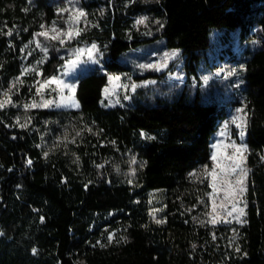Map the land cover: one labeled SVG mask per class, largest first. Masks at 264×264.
I'll return each mask as SVG.
<instances>
[{
	"label": "trees",
	"instance_id": "trees-1",
	"mask_svg": "<svg viewBox=\"0 0 264 264\" xmlns=\"http://www.w3.org/2000/svg\"><path fill=\"white\" fill-rule=\"evenodd\" d=\"M66 1L0 0V82L22 73L24 46L60 20ZM82 3L96 23L67 45L97 40L110 58L106 72L79 78L80 108H0V264H264V202L254 201L253 189L243 224L204 221L211 192L204 169L212 165V136L227 113L216 97H206L198 71L215 28H240L241 37L260 28L262 47L244 68L247 141L256 163L264 155V0ZM99 5L108 8L105 15H97ZM141 11L162 18L159 33L135 31L133 17ZM157 39L181 49L186 81L167 84L164 95L139 91L130 104L103 105L109 73L125 69L117 59ZM59 46L53 43L42 64L43 79L65 61L67 48ZM164 76L149 71L134 78ZM23 79L21 91L29 97L33 80ZM20 115L28 117L23 127L16 122ZM257 180L264 190V180ZM158 188L167 191L163 225L134 204L139 194ZM112 212L107 227L94 223ZM233 229L239 251L228 242Z\"/></svg>",
	"mask_w": 264,
	"mask_h": 264
},
{
	"label": "rangeland",
	"instance_id": "rangeland-1",
	"mask_svg": "<svg viewBox=\"0 0 264 264\" xmlns=\"http://www.w3.org/2000/svg\"><path fill=\"white\" fill-rule=\"evenodd\" d=\"M145 6L150 7L153 3H157L159 0H136ZM64 9L65 11H61ZM107 7L105 5H99L97 7V15L102 16L107 13ZM83 11L84 16H79L78 11ZM146 17L143 23L138 24L137 20ZM159 22V23H158ZM96 22L92 20L89 11L83 5L82 0H67L65 7L60 8V20L56 21L52 25L44 28L40 32L48 31V38L38 35L37 33L34 38L29 41L23 48L22 55V72L25 68L35 69L34 71H28L23 75H19L13 78L8 84L0 82V101L6 100L3 93L9 92L10 103H5L4 107L16 106L22 113L29 108H25L24 105H31L33 103L40 108H53V109H78L80 108V102L76 95L78 80L83 75L91 71L106 72V62L110 56L107 51L106 44L93 40L92 42H79L74 45H67L77 39V37L91 29L93 24ZM98 23V22H97ZM132 25L135 31H138L148 37L154 36L162 30L163 20L154 14H149L147 11H141L133 17ZM55 27L59 33L57 39H51L52 36L57 35L51 31ZM72 30V38L69 39L65 33ZM76 31L79 35H76ZM262 38L260 28L254 25L250 28L249 33L244 37H241L240 28L235 31H227L215 28L213 30V47L207 51V55L202 58L198 64L199 71V83L206 88V97L213 98L221 102L226 107V116L219 121L217 130L212 136V156L216 154L217 160L220 161L225 155H230L233 151L231 145H245L246 151L243 153L244 161L242 168L247 171L246 177H244V187L246 188L245 193L242 197H239V203L237 208H244L245 215L240 217V220L246 221L247 208L249 205V192L250 189L254 190L256 199L254 200L257 204L264 202V190H262V184L258 183V177L264 180V155H258L256 163L250 162L252 160V150L248 144V131H249V112L246 107L245 93H244V68L245 59L250 56L258 48L262 47ZM63 40V43H61ZM58 42L61 46L67 49L63 52L65 58L64 63L59 66L56 73L50 77L56 76L63 80L65 84L74 83L76 85L74 99L76 105H73L67 97L73 95L67 88L61 89L60 86L53 83L45 88H42L40 92H37L39 82L42 84L46 79L41 77L42 75V64L46 57L49 55L53 43ZM39 44V46H37ZM95 44L97 48L93 51V58L97 61L93 63L88 59L87 49ZM59 46V47H61ZM44 49H47L45 52ZM84 49L85 51L81 54L79 63L74 69L70 67L65 68L66 62L70 59H75V50ZM174 50H178L179 55L176 57L166 56ZM185 56L182 54L181 49L168 48L164 44L163 39H157L153 43H148L139 48L130 49L122 54L117 61L122 64L125 69L120 73H109V77H119L118 80L108 81L105 89H108L107 93H103V105L105 106H116V105H127L132 103L133 97L142 91L143 93L148 92L152 97L157 94L164 95L168 92L164 86L167 84L184 83L187 79V73L184 67ZM141 65H158L159 70L154 67H141ZM67 70L68 74L64 75ZM149 71H157L159 73L165 72V76L159 79H147V80H136L135 75H141ZM234 71L235 74L229 76L228 73ZM19 77V81L17 78ZM24 77H31L33 80V89L29 97L23 95L21 91L22 84L24 83ZM49 77V78H50ZM207 78V79H205ZM48 79V78H47ZM15 86L13 87V82ZM154 81L155 83H151ZM135 84L137 87L135 90L132 89V85ZM164 88V89H162ZM63 97V99H62ZM127 97V98H125ZM51 102L50 106H43L45 103ZM234 102L239 104L235 105ZM78 105V106H77ZM3 108V107H2ZM243 108L244 112L238 113L236 110ZM246 114V115H245ZM235 116L242 117L243 119H237L235 123H232V119ZM28 117L20 115L16 118V122L21 125L26 124ZM227 122V128L224 127ZM244 124V137L243 139L239 136L240 129L237 124ZM221 131L224 135H221ZM219 144L220 147H213ZM134 161V160H133ZM135 162V161H134ZM132 162V163H134ZM216 162H212L211 169L214 167ZM217 172L219 169L217 168ZM239 172V170H238ZM238 172L233 174L229 179L235 182L239 178ZM210 183L212 182L211 176ZM213 189L211 187V192ZM213 201L216 204V212L213 213L212 205ZM135 207L138 210L146 212L147 217L157 225H163L167 223V191L164 189H150L144 193L139 194L134 200ZM221 204L224 205L221 208ZM246 204V207H245ZM232 201L225 200L224 191L220 185H218V191L209 195V210L204 218V221L212 226L216 225H234L243 224L237 222L238 213H233L229 216L227 213L231 211ZM114 212L108 215H99L95 218V222L99 227H107L109 219L112 217ZM215 215L218 219V223H210L211 215ZM162 221L157 223V221ZM230 221V222H225ZM172 231V235H174ZM238 235L232 230V234L228 237V242L235 250L238 246ZM237 251V250H236ZM264 254V251H263ZM224 264V263H222Z\"/></svg>",
	"mask_w": 264,
	"mask_h": 264
},
{
	"label": "snow or ice",
	"instance_id": "snow-or-ice-1",
	"mask_svg": "<svg viewBox=\"0 0 264 264\" xmlns=\"http://www.w3.org/2000/svg\"><path fill=\"white\" fill-rule=\"evenodd\" d=\"M61 11H65L64 9H62ZM78 11V15L79 16H84L85 14L83 13V11ZM147 19L146 17L138 19L137 23H143L144 20ZM159 23V22H158ZM163 26V25H161ZM43 27V25L41 26ZM52 32L57 33V35H54L51 37V39H57L58 38V31L55 27H53L51 29ZM8 35H12L11 30H9V32L7 33ZM72 30H69L67 33H65V35H67V37L69 39L72 38ZM38 35L40 36H44L46 38H48V31H43L40 32ZM76 35H79V32L76 31ZM61 43H63V40H61ZM39 46V44L37 45ZM97 48V46L95 44H92L90 48L87 49V53H88V59L89 61L96 63L97 61L93 58V51ZM44 51L46 52L47 49H44ZM84 49H76L75 50V59H70L66 62L65 68L68 69L69 67L71 69H74L79 63H81L82 61L80 60V56L81 54L84 52ZM179 55L178 50H174L171 53L166 54V56H170V57H176ZM141 67H154L157 68V70H159L158 65H141ZM35 69H29V68H25L24 71L21 73V75H23L24 73L28 72V71H34ZM68 72L67 70L64 72V75H67ZM235 72L234 71H230L228 73L229 76L234 75ZM118 80L119 77H109V80ZM207 79V78H205ZM17 81H19V77L17 78ZM17 81L13 82V87L15 86V83ZM39 84V87L37 88V92H40V90L42 88H45L46 86L50 85V84H57L58 86L61 87V89L63 88H67L69 90L70 93H72L73 95H70L67 97V99L73 104L76 105V101L74 99V93H75V88L76 85L74 83H69V84H65L63 82V80L59 79L56 76L50 77L48 79H46L42 84H40L39 82H37ZM151 83H155L154 81H152ZM132 89L135 90V88L137 87V85L133 84ZM11 91V89H9V92ZM108 89H105V92L107 93ZM9 92H4L3 95L8 98L6 100L0 101V108L4 107L5 103H10V97H9ZM127 98V97H125ZM63 99V97H62ZM51 102L45 103L43 106L47 107L50 106ZM41 105H37L35 103L31 104V105H24L25 108H29V107H39ZM78 106V105H77ZM238 113H242L244 112L243 108L237 109L236 110ZM246 115V114H245ZM237 119H243L242 117L239 116H235L232 119V123H235ZM22 127L24 125H21ZM225 128H227V122L224 125ZM237 127L240 129L239 131V136L241 139H243L245 133H244V124H237ZM221 135H224V132L221 131L220 133ZM213 147L219 148L220 145H214ZM233 151L230 155H225L222 160L218 161L217 160V156L216 154H213L212 156V160L215 163L214 167L211 169V171H209L207 168L204 169V171L207 173V176H211L212 178V182L210 184V187H212L213 189V193L209 194V195H213L218 191V185L221 186V188L224 191V198L225 200H231L232 201V207H231V211H229L227 214L229 216H231L233 213H238L236 219L238 223H243L244 221L240 220V217L244 216L246 213L244 211V208H237V203H239V197H242L243 194L246 191V188L244 187V177H246L247 175V171L245 169L242 168V164L244 161V156L243 153L247 150L246 146L241 144V145H236V144H232L231 145ZM134 162V161H133ZM29 164H31V160L28 161ZM217 168L219 169V172H217ZM239 170V172H238ZM238 172L239 178L235 180V182L233 183V181L231 179H229V177H231L233 174H236ZM192 175H195V173H193ZM224 205L221 204V208H223ZM246 207V204H245ZM212 209H213V213L216 212V204L215 201H213V205H212ZM211 215V214H210ZM162 221H157V223H161ZM212 224H216L218 223V219L215 215H211V219L209 221ZM225 222H230V221H225ZM112 237L109 236V240H111ZM237 251H239V248L236 249ZM36 252V249H33V253Z\"/></svg>",
	"mask_w": 264,
	"mask_h": 264
}]
</instances>
